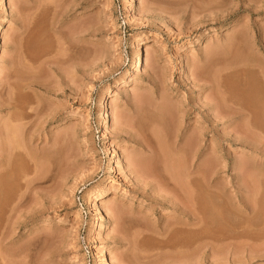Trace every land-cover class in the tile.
Instances as JSON below:
<instances>
[{"label":"rangeland","instance_id":"374dc122","mask_svg":"<svg viewBox=\"0 0 264 264\" xmlns=\"http://www.w3.org/2000/svg\"><path fill=\"white\" fill-rule=\"evenodd\" d=\"M246 102L264 128V0H0V264H264Z\"/></svg>","mask_w":264,"mask_h":264},{"label":"bare ground","instance_id":"6f19581e","mask_svg":"<svg viewBox=\"0 0 264 264\" xmlns=\"http://www.w3.org/2000/svg\"><path fill=\"white\" fill-rule=\"evenodd\" d=\"M137 63H136V67H137V69H140V68H142V65H143V59L141 58V56H139L138 58H137ZM226 85H227V83L225 84V88H226ZM248 94H249V92H248ZM251 94V93H250ZM251 97V96H250ZM246 98H247V96H246ZM245 98V101H247L248 99H246ZM239 99V98H238ZM251 99H253V98H251ZM240 100V99H239ZM249 101V100H248ZM251 101H253V100H251ZM242 102V101H241ZM244 102V101H243ZM246 103H248V102H246ZM250 103V102H249ZM248 103V105L247 104H239V107H237V108H233L232 110L234 111V112H237V113H241L242 114V116L243 117H248V116H250L252 119V121L253 120H255V122L256 123H254V125H255V127L256 128H258V130H262V129H264L263 127H262V124H261V120L263 119H261V115H262V112H260V109H258L259 108V106L257 107V109H256V106H251V104H249ZM252 104H254V102L252 103ZM15 106V105H14ZM163 107V106H162ZM160 108V107H157V109H159V117L157 118L158 119V121L159 122H161V124H163V123H165L166 121H165V118H166V115H167V111H166V109H164V107L163 108ZM261 107V106H260ZM15 108H16V106H15ZM156 110V109H155ZM262 110V109H261ZM154 111V110H153ZM158 111V110H157ZM153 113H155V112H153ZM157 114V113H156ZM155 114V115H156ZM264 114V113H263ZM14 117H12L11 119H13V120H18V117H17V115H13ZM227 118H231V117H227ZM154 119V118H153ZM152 119V120H153ZM156 119V118H155ZM163 120H164V122H163ZM157 121V120H156ZM157 121V122H158ZM229 121L230 122H233L234 121V119L232 120V119H229ZM261 121V122H260ZM167 125V124H166ZM165 127V124H164V126H163V128ZM165 129V128H164ZM249 131V129H248V127H246V126H244L243 127V129L241 130V134H242V138L243 137H245L246 138V135H247V132ZM161 134V133H160ZM151 136H152V134H151ZM244 139V138H243ZM153 140H149V141H145V143L142 141L141 143L143 144V149H150L153 153H156V151H157V143H155L154 141L152 142ZM243 141V140H242ZM246 141V140H245ZM188 142V146H187V151L188 150H190V151H192V150H194L195 152L198 150V148L196 147V144H195V140L192 138V137H190V139L187 141L186 140V143ZM153 143H155L156 144V146L155 145H153ZM160 143V142H159ZM161 144V143H160ZM185 148V147H184ZM160 150L161 151H164L165 149H164V147H160ZM184 151H185V149H183ZM162 153H164V152H162ZM166 154V153H165ZM138 159V158H137ZM136 160V159H135ZM139 160V159H138ZM141 160V159H140ZM173 160V159H172ZM171 160V161H172ZM137 162L138 161H136V164H137ZM171 163V162H170ZM142 165V164H141ZM141 165L139 164V166L141 167ZM178 165V164H177ZM176 165V166H177ZM181 165V164H180ZM138 166V167H139ZM137 167V166H136ZM137 167V168H138ZM139 167V168H140ZM144 167V165L142 166V168ZM171 167V166H170ZM178 167H179V165H178ZM178 167L176 168V169H178ZM181 167V166H180ZM141 169V168H140ZM144 169H145V167H144ZM143 169V170H144ZM153 169V168H152ZM175 169V170H176ZM146 170V169H145ZM154 170V169H153ZM171 170H172V168H171ZM139 171H141L142 172V170H139ZM169 173V172H168ZM174 173V174H173ZM177 171L176 172H171V174H170V176H169V178L172 180V181H174V184H175V186L177 187V191L179 192V195H180V197H181V199H182V201H183V199H186V198H188V200H189V203H190V205H189V208H188V211H186L185 209H184V207L182 206V204L184 203V201L182 202L180 199H176L177 201H178V205H180V208L185 212V216H186V220L187 221H190V220H192V222H191V225H192V227L191 228H187V227H176V229H178L180 232H183V231H190L191 230V232H192V234L194 233L195 235V240H193V242L192 241H190V243H194V244H196V240H197V235L200 233V229H202V228H204V227H201V223L203 224V221H202V218H201V214L200 213H202L201 212V210L203 209V208H201L202 206H201V195L202 194H200V191H199V181L201 180V178H200V176L199 175H194L193 176V174L191 175V174H189V177L191 178L190 179V183H191V187L189 188H186L185 189V187H181L180 186V184L178 183L179 182V178H177L178 177V174L179 173H177ZM181 173V172H180ZM192 173V172H191ZM173 174V175H172ZM180 177V176H179ZM155 179V178H154ZM182 182V181H181ZM180 186H178V185ZM181 184H183V183H181ZM7 186V185H6ZM174 186V187H175ZM9 189V188H8ZM12 189V188H11ZM189 189V190H188ZM4 190V189H3ZM186 197V198H185ZM203 219H204V217H203ZM206 222V221H205ZM204 222V223H205ZM205 226V225H204ZM201 227V228H200ZM175 228H174V230H176ZM184 229H186V230H184ZM171 230V229H170ZM169 230V231H170ZM183 230V231H182ZM205 230V229H204ZM168 230H167V232H169ZM177 231V230H176ZM203 232H205V231H203ZM245 232V231H244ZM189 233V232H188ZM202 233V232H201ZM206 233H208V232H206ZM240 233V232H239ZM239 233H237L238 235H236V234H229V233H223L222 235H221V233L219 234V233H217V234H219V235H221V236H218L216 233H215V236H213V235H210V238L212 239H214V240H217V241H221V242H223V241H227V240H231V239H235V238H238V237H243V238H245V234H242L243 232H241L240 234ZM180 234V233H179ZM213 234V233H212ZM177 235V234H176ZM169 236H171V234L169 235ZM193 236V235H192ZM249 236H251V235H249ZM166 237V236H165ZM172 237V236H171ZM246 237H247V235H246ZM168 238V237H167ZM194 238V237H193ZM177 239H179V238H177ZM171 240V239H170ZM169 240V241H170ZM176 240V239H175ZM183 240H184V238H183ZM187 240V239H186ZM0 241H1V239H0ZM174 241V240H173ZM177 241V240H176ZM180 241V240H179ZM179 241H177V243L179 242ZM182 241V240H181ZM188 241V240H187ZM228 242H230V241H228ZM183 243V242H182ZM190 243H188L187 242V244H186V242H185V245H188V244H190ZM1 244V243H0ZM184 244V243H183ZM193 244V245H194ZM178 245V244H177ZM185 245H181V246H185ZM191 245V244H190ZM180 246V245H179ZM189 246V245H188ZM0 249H1V247H0ZM0 256H3V254H1L0 253ZM261 256V255H260ZM3 258V257H2ZM1 259V258H0ZM4 259V258H3ZM3 261V260H2Z\"/></svg>","mask_w":264,"mask_h":264}]
</instances>
